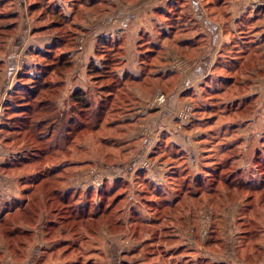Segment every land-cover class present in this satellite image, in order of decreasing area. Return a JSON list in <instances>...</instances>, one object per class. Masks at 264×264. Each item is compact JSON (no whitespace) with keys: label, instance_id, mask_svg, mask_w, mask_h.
I'll list each match as a JSON object with an SVG mask.
<instances>
[{"label":"rangeland","instance_id":"rangeland-1","mask_svg":"<svg viewBox=\"0 0 264 264\" xmlns=\"http://www.w3.org/2000/svg\"><path fill=\"white\" fill-rule=\"evenodd\" d=\"M1 1L0 15L21 6V0L14 6L13 0ZM173 1L163 11L170 16L181 7ZM257 1L255 16L264 24V0ZM27 2L29 12L30 3L38 5L32 27L44 30L29 34L21 26L17 34L0 35V90L5 80L16 79L11 90L19 84L14 65L28 73L27 83L41 80V64L62 58L72 66L49 102L57 107H39L29 120L18 118L23 110L7 112L9 92H0V172L14 178L25 172L28 178L17 185L0 174V187L9 189L0 195L6 199L0 207V264H13L12 257L22 264H264V78L257 86L251 76H264L261 55L249 56L238 70L217 68L209 83L182 90L188 89L183 96L189 100L174 102L172 83L118 74L124 50L110 36L96 35L109 26L111 0H72L73 21L49 0ZM205 3L218 16L230 1ZM24 19L0 24L21 25ZM241 20L238 29H253L249 16ZM58 34L62 42L56 44ZM107 59L99 73L107 79L98 85L114 86L115 96L101 111L90 71ZM82 70L86 77L82 73L77 84L69 76ZM77 89L91 93L89 109L74 106ZM169 124L178 127L162 128ZM4 160L13 167H4ZM158 172L163 178L155 177ZM29 177L39 180L33 191L26 188ZM18 190L21 198L14 196Z\"/></svg>","mask_w":264,"mask_h":264},{"label":"crops","instance_id":"crops-1","mask_svg":"<svg viewBox=\"0 0 264 264\" xmlns=\"http://www.w3.org/2000/svg\"><path fill=\"white\" fill-rule=\"evenodd\" d=\"M3 1L5 0L1 2ZM15 1L18 0H13L12 6L16 5ZM119 1L111 0L114 8L109 10L108 15H106L109 18V26L102 31L103 33L98 31L96 35H108L109 38L123 48L124 56L121 66L117 70L118 74L121 76L131 74L130 76L138 78L136 82H143L148 78L170 82L174 85L171 93L176 92L174 98H172L174 102H182L183 99L180 96L188 98L183 96L188 89L182 91L187 86L191 89L194 84H200L202 81L209 83L219 67L223 68V71L230 68L238 70L248 63L249 56L253 54H260V61L264 62V24L255 16L258 6L254 4L258 2L257 0H228L230 1L229 4H223L227 6L225 14L218 16L208 12V7L205 5L206 0H185L187 2L183 1L181 3L178 2L180 0L173 1L174 3L172 2L171 5L180 4L181 6L179 9L177 8L176 12H173L175 16L163 12L170 4L169 0H137L133 2L125 0L122 3ZM49 3H53L55 7H60L61 12L72 18V20L75 19V7L73 6L72 11L71 6L72 0H49ZM32 4L34 3H30V5ZM26 5L29 6L27 0H21V8L15 7V10L11 12L14 14L19 13L17 18H20V16L23 19L25 18L24 23L17 24L11 35L17 34L21 30V26L23 32L26 31L29 34H33V31L38 29V27H32V14ZM22 7L24 12L21 14ZM66 11L70 12L67 13ZM247 16L250 17L249 22L253 29H238V25L244 24L241 19ZM26 19L30 21L29 27H27ZM84 24L80 23L81 26ZM83 29L86 30L87 27L84 26ZM91 30L89 29L88 32ZM88 51L91 55L94 51V42L93 48L91 42V48ZM156 53H158L157 56ZM148 54L151 55V59H155V57H160V59L149 61L146 58ZM152 64H155L153 71L147 73L146 67ZM261 66L264 68V63ZM15 67L16 65L12 70L13 74L18 75V70L15 71ZM82 73L86 77L84 70L78 72L77 75L73 73L69 77L73 79L76 77V83L79 84L78 82H83ZM255 73L256 75H251L252 80L259 86L264 76L259 77L258 72ZM223 74L221 73L222 78L223 76L227 79L234 78ZM78 76L81 78L79 81ZM242 81H246V79ZM13 84L5 80L4 88L2 87L3 90H0V92H10V88L16 85ZM133 91L138 96H142L141 91ZM255 94H257V91H255ZM186 100H189V98ZM147 118L149 119V117ZM170 126V124L168 127L164 125L162 128L171 130L169 129ZM172 126L174 130L178 127L176 125ZM173 129L171 132L174 131ZM157 130L160 131V129ZM5 162L4 160L2 164L4 165ZM0 174L2 180L3 177L7 176L15 179L18 185L17 178L10 177L3 172H0ZM146 174L151 176L149 172H146ZM154 175L160 179L163 178L164 174L158 172ZM26 188L29 189V187ZM7 190L9 191V189L0 187V195L7 194ZM14 196L21 198L22 195L19 191ZM5 200L3 197L0 199V207L4 205ZM11 261L13 264H22L20 261H14L13 257ZM2 263L5 264V260Z\"/></svg>","mask_w":264,"mask_h":264},{"label":"trees","instance_id":"trees-1","mask_svg":"<svg viewBox=\"0 0 264 264\" xmlns=\"http://www.w3.org/2000/svg\"><path fill=\"white\" fill-rule=\"evenodd\" d=\"M37 3H34L32 5H30V13L37 7ZM50 6L52 7V4H50ZM11 14V15H9ZM63 15V14H62ZM66 19H68L69 21H73L72 18H69L68 16L66 15H63ZM17 18L18 17V14H14V13H2L0 15V21H3L5 20L6 18ZM18 22L17 21H14L13 23H11L10 25H7L5 26L4 24L1 25L0 24V35H11L15 30L16 26H17ZM55 24H58V23H55ZM43 27V26H41ZM41 27H38L39 30H44L43 28ZM107 42H110L111 39H105ZM55 42L56 44H59L62 42V36H60L58 34V36L55 38ZM121 50H123L122 47H120ZM45 55L49 54V51H45ZM48 52V53H47ZM66 57V56H65ZM108 59L102 63V67H99V66H95L94 69L92 71H90V74H95L94 77H93V82L96 83L97 85L96 86V94L97 96L99 97V105H100V110L101 111H104L105 109L103 108H106V102L107 101H113L114 99V96H115V92H114V86L110 85V84H103L101 85H98V83H100V81L104 80V79H107V78H104L103 75H99L100 71L102 70L101 68H106L108 65ZM44 66H46V70L44 72V74L41 76V80L39 78L38 81H33L31 83H27L24 79L25 76H27L26 74L28 73H18L17 75V79H18V82L19 84L16 86V88L12 89L8 94H9V97L7 98V102H8V107H6L7 109V112L10 110V109H13V111H18V110H23V113H24V117H18V116H21V115H15V117L17 116L18 118H27L29 120V115L30 113H34V112H37L39 110V107H40V110H46V111H50L52 109H55L57 106L54 105V103H49L50 101L52 102L53 100H56L55 99V96L57 95V90L58 89H61V86L63 85V76L65 75V73L67 72L66 70H70L71 66H72V63H71V60H67L66 59H59V60H56L52 63H49V64H41L40 65V69L43 68ZM66 71V72H64ZM92 72V73H91ZM54 74L51 75V74ZM105 76V75H104ZM129 76V75H127ZM127 76H124L123 78L127 77ZM105 77H108V76H105ZM132 77V76H131ZM51 78V79H49ZM119 78V77H118ZM138 80L137 77H132V81H136ZM122 85V84H121ZM42 93V94H41ZM94 93V92H93ZM107 93V94H105ZM47 94V98L46 99H42L40 100V103L39 105H37V102L39 101L38 98L42 95H45ZM91 95V93L87 92V90H82V89H77L74 91V93L72 94V99L74 101V106L76 108H83V107H86L89 109L90 107V101H89V96ZM11 97H14L15 99H11ZM15 100V101H14ZM44 100V101H43ZM44 103H47L49 104V108L46 107V108H43L44 106ZM6 119H9L8 117H6ZM45 120H43L40 124H43V122H45ZM29 122V121H28ZM47 122V121H46ZM100 123L102 122H99V126H100ZM28 125V124H27ZM98 126V125H97ZM95 127L97 129H99V126L98 127ZM11 164H14V163H10V162H5L4 164V167H13V165ZM23 167L20 166L18 167L16 170L14 171H19V169ZM24 174L21 175L20 177H17V180L20 184H23L22 183V180L21 179H24V181H27L28 182V178H27V174H25V172H23ZM13 174V172H12ZM30 175H32L30 173ZM21 180V182H20ZM29 183L32 182V179H30L29 177ZM38 178L35 179L32 184H28L26 183V187H32L30 189H27V190H32L33 191V187H35L34 185L38 182ZM35 182V183H34ZM25 185V184H23ZM51 185V184H50ZM31 191V192H32ZM48 192V190H47ZM58 192V189L57 191ZM19 200V199H18ZM20 202V201H18ZM21 202L25 203L26 201L24 200H21ZM2 214V213H1ZM0 214V215H1Z\"/></svg>","mask_w":264,"mask_h":264},{"label":"built area","instance_id":"built-area-1","mask_svg":"<svg viewBox=\"0 0 264 264\" xmlns=\"http://www.w3.org/2000/svg\"><path fill=\"white\" fill-rule=\"evenodd\" d=\"M162 98H163V95L160 97V100H162Z\"/></svg>","mask_w":264,"mask_h":264}]
</instances>
